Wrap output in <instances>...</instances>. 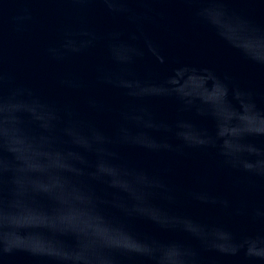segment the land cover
I'll use <instances>...</instances> for the list:
<instances>
[{
	"label": "water",
	"instance_id": "water-1",
	"mask_svg": "<svg viewBox=\"0 0 264 264\" xmlns=\"http://www.w3.org/2000/svg\"><path fill=\"white\" fill-rule=\"evenodd\" d=\"M0 264H264V0H0Z\"/></svg>",
	"mask_w": 264,
	"mask_h": 264
}]
</instances>
